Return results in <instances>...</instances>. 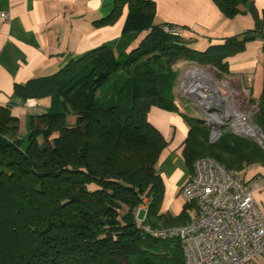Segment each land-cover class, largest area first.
Returning <instances> with one entry per match:
<instances>
[{
    "label": "trees",
    "instance_id": "16d2710c",
    "mask_svg": "<svg viewBox=\"0 0 264 264\" xmlns=\"http://www.w3.org/2000/svg\"><path fill=\"white\" fill-rule=\"evenodd\" d=\"M214 1L228 18L250 13L258 27L202 52L155 24L154 1L114 0L96 23L114 25L126 12L124 34L147 32L138 47L119 56L97 49L16 87L23 105L51 100L46 112L27 117L25 148L12 106H0V264H186L179 238L138 226L142 220L152 231L165 230L192 219L186 210L176 217L162 212L158 165L168 142L149 122V111H178L175 60L228 73V58L264 41V19L251 0ZM259 102L255 120L264 132V90ZM184 118L189 133L182 154L191 173L203 157L231 171L264 162L252 139L226 132L211 143L205 123Z\"/></svg>",
    "mask_w": 264,
    "mask_h": 264
},
{
    "label": "crops",
    "instance_id": "0c3cea01",
    "mask_svg": "<svg viewBox=\"0 0 264 264\" xmlns=\"http://www.w3.org/2000/svg\"><path fill=\"white\" fill-rule=\"evenodd\" d=\"M113 1L0 0V13L9 14L6 21H0V106L11 105L20 121L44 113L50 107V98L38 100L35 108H27L23 98L16 95V87L52 75L97 49L108 47L119 56L138 47L147 32L124 34L126 12L114 25L96 23L112 10ZM149 1L155 2V24L182 26L185 42L202 52L255 25L250 13L228 18L214 0ZM250 5L264 19V0H251ZM263 44L258 38L247 44L243 53L227 59L228 74L242 75L243 83L256 99L264 90ZM184 114L152 107L148 115L149 122L168 142L158 165L165 187L163 213H170L169 206L193 174L182 154L189 133ZM238 171L243 183L255 185L254 199L264 216V162L250 163ZM256 264H264V259H258Z\"/></svg>",
    "mask_w": 264,
    "mask_h": 264
},
{
    "label": "built area",
    "instance_id": "2783aa9c",
    "mask_svg": "<svg viewBox=\"0 0 264 264\" xmlns=\"http://www.w3.org/2000/svg\"><path fill=\"white\" fill-rule=\"evenodd\" d=\"M8 18L7 12L0 13V21ZM162 26L167 35L184 36L185 29L180 25ZM190 63L196 64L186 71L195 74L190 84L195 91L187 89L185 73L181 80L178 75ZM173 70L178 75L174 103L181 109L183 97H195L196 110L190 117L207 125L209 142L215 143L223 133L230 132L252 139L264 151V132L255 120L260 102L243 83L242 75L185 59L176 60ZM38 103L37 99H29L24 106L35 108ZM254 186L243 183L239 171L228 170L213 158H199L180 191L182 198L195 206V217L184 226L165 230L152 231L142 220L138 226L152 236L179 238L186 264H256L264 259V216L256 205Z\"/></svg>",
    "mask_w": 264,
    "mask_h": 264
},
{
    "label": "rangeland",
    "instance_id": "374dc122",
    "mask_svg": "<svg viewBox=\"0 0 264 264\" xmlns=\"http://www.w3.org/2000/svg\"><path fill=\"white\" fill-rule=\"evenodd\" d=\"M256 27H258V26H257L256 21H255L254 27H248V29L245 32H248L250 28H251L250 30H254V28H256ZM181 60H183V58H181L180 61ZM174 64H172V68H173ZM195 65H196L195 63L194 64H192V63L185 64L184 67L178 71L179 80L182 79V77L184 76V73H186L187 70H192ZM179 83H180V81H179ZM177 85H179V84H177ZM194 98L195 97H191V96L183 97V99L180 102L181 109L177 107L178 110L183 112V114L185 113L188 116H190L196 110L195 109L196 108V106H195L196 105V100ZM185 105H187V107H185ZM68 118H69V123L70 124L74 125L76 123L77 117L75 115L72 114ZM20 122H22L20 124V130H19L20 140L23 141V143H21V145H22L23 148H25L27 146L26 143H27V138H28V135H29V132H28V120H27L26 117L25 118L23 117L22 121H20ZM150 122L152 123V125L154 124L152 121H150ZM190 205L191 204H188L184 200V198H182V196L180 195V196H177L176 197V201L172 205L169 206L168 212H170V214L172 216L176 217L177 215L182 214L186 210L188 216L191 215L194 218L195 215H196V210H194L192 208V206H190Z\"/></svg>",
    "mask_w": 264,
    "mask_h": 264
},
{
    "label": "bare ground",
    "instance_id": "6f19581e",
    "mask_svg": "<svg viewBox=\"0 0 264 264\" xmlns=\"http://www.w3.org/2000/svg\"><path fill=\"white\" fill-rule=\"evenodd\" d=\"M186 75H185V78H184V81L186 82V87H187V89L189 90V91H191V90H196L195 89V87L194 86H192V85H190L191 84V81L193 80V76H195V74L194 73H190V72H187V73H185Z\"/></svg>",
    "mask_w": 264,
    "mask_h": 264
},
{
    "label": "water",
    "instance_id": "95a60500",
    "mask_svg": "<svg viewBox=\"0 0 264 264\" xmlns=\"http://www.w3.org/2000/svg\"><path fill=\"white\" fill-rule=\"evenodd\" d=\"M197 120H199L200 122H203L202 120H200V119H197ZM204 123V122H203Z\"/></svg>",
    "mask_w": 264,
    "mask_h": 264
}]
</instances>
